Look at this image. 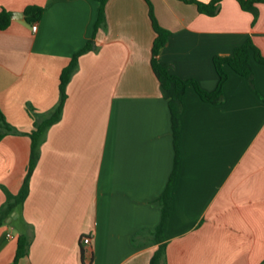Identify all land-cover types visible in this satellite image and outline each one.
<instances>
[{"label": "crops", "instance_id": "crops-1", "mask_svg": "<svg viewBox=\"0 0 264 264\" xmlns=\"http://www.w3.org/2000/svg\"><path fill=\"white\" fill-rule=\"evenodd\" d=\"M149 4L169 32L158 61L204 91L217 85L215 56L250 40L264 57V3L254 17L222 0L207 17L181 0H107L94 31L95 0H0L12 14L0 31V110L17 132L0 141V208L5 191L20 190L28 135L58 103L61 71L87 42L95 48L78 58L26 200L0 224V264H13L22 237L17 264H149L174 166L167 100L150 64ZM30 6L42 9L34 23L24 16ZM250 64L251 84L224 67L218 104L192 88L182 97L165 264H264V65Z\"/></svg>", "mask_w": 264, "mask_h": 264}, {"label": "trees", "instance_id": "trees-1", "mask_svg": "<svg viewBox=\"0 0 264 264\" xmlns=\"http://www.w3.org/2000/svg\"><path fill=\"white\" fill-rule=\"evenodd\" d=\"M98 3L97 19L94 25V31L102 28L105 25V5L107 0H95ZM184 3L193 4L199 14L207 17H214L219 10L222 0H210L208 3H202L197 0H181ZM243 12L256 16L257 6L264 3V0H235ZM42 14V9L39 7L30 6L24 10L25 20L28 23L36 22ZM11 13L6 10L0 11V31L8 28L11 21ZM149 18L151 21L152 30L155 38L151 48V69L160 86L162 95L167 100V106L170 114L171 129L174 147V166L169 182L165 190L159 198L161 206V219L154 232L153 239L158 245L154 251L149 264H165V243L163 230L165 222L171 212V191L176 176V166L178 159L177 141L180 131V112L182 108V97L188 88H192L199 99L210 104H218L222 99V87L227 80V73L224 67H228L233 73L245 78L250 84L253 79V71L250 64V57L261 65H264V57L261 56L258 49L250 40L246 41L240 47L233 50L230 55H217L213 58V68L218 77L217 85L211 92L204 91L199 87L195 80H183L169 73L167 66L158 61L160 50L166 45L169 37V32L157 23L151 5L149 4ZM95 48L93 43L87 42L85 46L74 54L69 64L61 71L59 82V100L56 106L52 109L49 116L42 121H35L33 130L28 135L31 140L30 158L25 177L19 192L12 195L5 191V202L0 208V224L4 222L12 213L20 210L24 201L28 196L29 182L32 173L35 169L40 145L43 142L46 131L53 124L57 123L62 115L63 106L66 101V87L72 75L77 69L78 58ZM10 134H17L5 120L3 113L0 110V141ZM28 247V239L22 237L19 239L17 253L13 264H17L19 258L26 254Z\"/></svg>", "mask_w": 264, "mask_h": 264}, {"label": "built area", "instance_id": "built-area-1", "mask_svg": "<svg viewBox=\"0 0 264 264\" xmlns=\"http://www.w3.org/2000/svg\"><path fill=\"white\" fill-rule=\"evenodd\" d=\"M32 31L35 32L36 31V25L32 26L31 27ZM8 238H12L13 235L11 233H7L6 235ZM90 241H91V237L90 236H86V237H83L80 241V244L82 246H87L90 244Z\"/></svg>", "mask_w": 264, "mask_h": 264}]
</instances>
